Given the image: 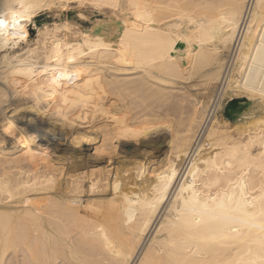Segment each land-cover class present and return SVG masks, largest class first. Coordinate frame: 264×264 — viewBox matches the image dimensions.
<instances>
[{
  "label": "bare ground",
  "instance_id": "obj_1",
  "mask_svg": "<svg viewBox=\"0 0 264 264\" xmlns=\"http://www.w3.org/2000/svg\"><path fill=\"white\" fill-rule=\"evenodd\" d=\"M69 1L0 0V264H264V0Z\"/></svg>",
  "mask_w": 264,
  "mask_h": 264
},
{
  "label": "rangeland",
  "instance_id": "obj_2",
  "mask_svg": "<svg viewBox=\"0 0 264 264\" xmlns=\"http://www.w3.org/2000/svg\"><path fill=\"white\" fill-rule=\"evenodd\" d=\"M63 4L66 5L67 8L63 9L62 11H59L54 7L41 9V11L37 14V16L34 19V25L30 26V37L32 40H34L36 37V32H35L36 26H40L42 23H47L50 27H52L53 23H59V22H61V19L62 20L66 19L69 22L72 21L71 23H73V21H74V23H75L74 25L77 28L80 27V29L83 31H96L98 34L99 33H105L108 36H110L112 34L114 35L123 29V23L116 21V19L113 18L117 14L113 15L114 13L112 14L110 9H108L107 7H104V6L98 7L96 5L92 6L91 4L88 5L85 2H80V1L75 2V0H73V2L72 1H69L67 3L65 2ZM94 6H96L97 8ZM99 11H101V12H99ZM105 12H106V14H105ZM109 13H111V15ZM110 16H113V17H110ZM96 20L98 21V23H96L97 22ZM101 20L103 21L104 24L102 23ZM115 21H116V23H115ZM100 25H102V26H100ZM212 93H214V92L212 91ZM242 99L245 100V98H242ZM256 101L258 102L260 100L256 99V100L251 101L252 105L241 116L243 119H247L252 114L257 112V108H256V104H255ZM223 113H224V108L222 111V115H223ZM242 118H240L238 120V122L240 120H242ZM38 141L40 142L39 144H41V142H44V141L47 142V140H44L42 138H38ZM6 146L9 149L12 148L14 146V138L9 137L6 141Z\"/></svg>",
  "mask_w": 264,
  "mask_h": 264
},
{
  "label": "water",
  "instance_id": "obj_3",
  "mask_svg": "<svg viewBox=\"0 0 264 264\" xmlns=\"http://www.w3.org/2000/svg\"><path fill=\"white\" fill-rule=\"evenodd\" d=\"M251 105L252 102L246 99H232L225 104L223 117L230 122H236Z\"/></svg>",
  "mask_w": 264,
  "mask_h": 264
},
{
  "label": "snow or ice",
  "instance_id": "obj_4",
  "mask_svg": "<svg viewBox=\"0 0 264 264\" xmlns=\"http://www.w3.org/2000/svg\"><path fill=\"white\" fill-rule=\"evenodd\" d=\"M7 21L5 20H0V27H6L7 26ZM18 23V20L14 17L12 20L13 26H15Z\"/></svg>",
  "mask_w": 264,
  "mask_h": 264
}]
</instances>
